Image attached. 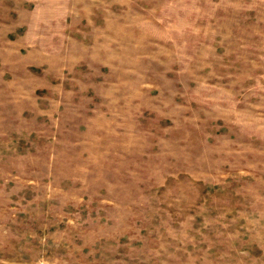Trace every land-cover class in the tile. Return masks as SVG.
<instances>
[{"label": "rangeland", "instance_id": "obj_1", "mask_svg": "<svg viewBox=\"0 0 264 264\" xmlns=\"http://www.w3.org/2000/svg\"><path fill=\"white\" fill-rule=\"evenodd\" d=\"M0 264H264V0H0Z\"/></svg>", "mask_w": 264, "mask_h": 264}]
</instances>
